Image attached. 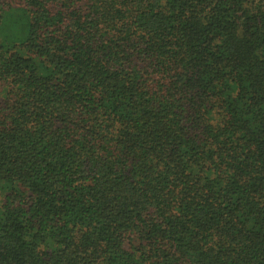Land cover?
Masks as SVG:
<instances>
[{"label": "trees", "instance_id": "16d2710c", "mask_svg": "<svg viewBox=\"0 0 264 264\" xmlns=\"http://www.w3.org/2000/svg\"><path fill=\"white\" fill-rule=\"evenodd\" d=\"M0 264H264V0H0Z\"/></svg>", "mask_w": 264, "mask_h": 264}]
</instances>
